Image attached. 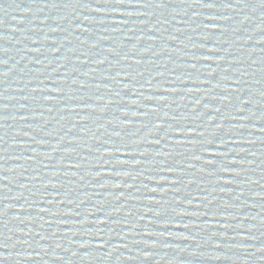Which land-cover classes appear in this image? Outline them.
<instances>
[{"label": "water", "instance_id": "1", "mask_svg": "<svg viewBox=\"0 0 264 264\" xmlns=\"http://www.w3.org/2000/svg\"><path fill=\"white\" fill-rule=\"evenodd\" d=\"M0 264H264V0H0Z\"/></svg>", "mask_w": 264, "mask_h": 264}, {"label": "snow or ice", "instance_id": "2", "mask_svg": "<svg viewBox=\"0 0 264 264\" xmlns=\"http://www.w3.org/2000/svg\"><path fill=\"white\" fill-rule=\"evenodd\" d=\"M118 2H122V0H118Z\"/></svg>", "mask_w": 264, "mask_h": 264}]
</instances>
